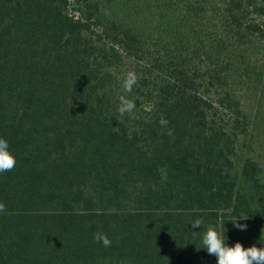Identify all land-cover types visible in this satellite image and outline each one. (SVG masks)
<instances>
[{"label": "trees", "instance_id": "obj_1", "mask_svg": "<svg viewBox=\"0 0 264 264\" xmlns=\"http://www.w3.org/2000/svg\"><path fill=\"white\" fill-rule=\"evenodd\" d=\"M0 138V264H217L208 226L264 247V0H0Z\"/></svg>", "mask_w": 264, "mask_h": 264}, {"label": "clouds", "instance_id": "obj_2", "mask_svg": "<svg viewBox=\"0 0 264 264\" xmlns=\"http://www.w3.org/2000/svg\"><path fill=\"white\" fill-rule=\"evenodd\" d=\"M137 82L138 76L134 71H129L125 74L121 84V91L124 94L119 96L117 108L120 118L126 114H131L136 107L134 101L125 94H130ZM118 121L122 122L119 119ZM167 123V120L161 118L160 125L162 127H166ZM113 131L118 133L119 129L114 128ZM168 134L172 135L171 130H169ZM16 163V157L10 151L9 142L4 138H0V173L12 171ZM6 211V204L0 202V214H6ZM232 222L238 229L244 230L247 227V225H241L238 220ZM191 226L193 229L201 228L203 221L196 219L191 222ZM261 240H264V234H262ZM201 242L202 248L200 249H206L209 255L215 256L217 264H264V247L253 245L245 248L240 242H237L234 246H228L222 235L213 226H208L204 230ZM93 243H101L104 247H111L112 241L107 234L96 232L93 234ZM200 249L197 250L199 251Z\"/></svg>", "mask_w": 264, "mask_h": 264}]
</instances>
